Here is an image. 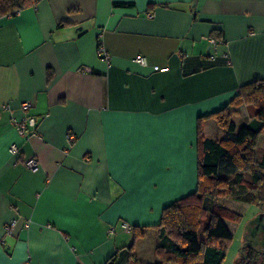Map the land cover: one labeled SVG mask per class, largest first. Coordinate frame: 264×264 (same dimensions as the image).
<instances>
[{
  "label": "crops",
  "instance_id": "0c3cea01",
  "mask_svg": "<svg viewBox=\"0 0 264 264\" xmlns=\"http://www.w3.org/2000/svg\"><path fill=\"white\" fill-rule=\"evenodd\" d=\"M256 79L264 0H38L1 16L0 264H128L122 222L144 225L150 207L197 186L199 117ZM27 114L36 126L23 136L12 118ZM202 125L221 135L215 118ZM32 155L37 171L24 163ZM158 246L148 229L136 252L155 264Z\"/></svg>",
  "mask_w": 264,
  "mask_h": 264
},
{
  "label": "trees",
  "instance_id": "16d2710c",
  "mask_svg": "<svg viewBox=\"0 0 264 264\" xmlns=\"http://www.w3.org/2000/svg\"><path fill=\"white\" fill-rule=\"evenodd\" d=\"M38 0H0V17L14 15ZM247 105L261 122L254 128L243 122L240 106ZM236 108V109H234ZM213 117L221 130L218 138L203 133V120ZM264 79L241 87L231 102L197 124L198 182L194 192L164 207L158 229L160 261L155 264H223L234 238L226 220L241 222L244 215L214 200L237 198L264 210ZM250 173L251 179L246 177ZM148 226L133 225V241L128 246V264H148L136 252V242L146 236ZM261 252L251 248L247 259L237 264H259ZM113 255L105 264H113ZM249 259V262H247Z\"/></svg>",
  "mask_w": 264,
  "mask_h": 264
},
{
  "label": "rangeland",
  "instance_id": "374dc122",
  "mask_svg": "<svg viewBox=\"0 0 264 264\" xmlns=\"http://www.w3.org/2000/svg\"><path fill=\"white\" fill-rule=\"evenodd\" d=\"M257 123H261V122L257 120ZM252 126L254 128H258L256 127V124H253ZM260 144L261 145L264 144V134H262L260 137ZM195 146L197 149V143H195ZM246 177L248 179H251L250 173H246ZM197 178H198V162H197ZM196 188L197 186L193 190L189 191L186 195L194 192ZM214 202L217 205H223L231 210L237 211L244 215L243 219L239 223L225 219L227 221L226 223L229 226V229H231V232L234 233V238L230 244L227 257L223 264H237V261L242 257L246 248L250 249L249 246L250 244L254 245L264 257V210H260L259 208L251 204L240 201L237 198L228 197V196L218 197L214 200ZM155 206L156 205H153L148 209V213L145 218V220H147V223L144 224L148 226V229H151L153 231L155 230L154 225H156L160 221L162 216V211L164 209L163 208L160 213H157V211L155 212L154 209L157 206L156 207ZM259 264H264V262H260Z\"/></svg>",
  "mask_w": 264,
  "mask_h": 264
},
{
  "label": "built area",
  "instance_id": "2783aa9c",
  "mask_svg": "<svg viewBox=\"0 0 264 264\" xmlns=\"http://www.w3.org/2000/svg\"><path fill=\"white\" fill-rule=\"evenodd\" d=\"M149 17H154L155 13L153 11L148 13ZM209 42L212 44H216L218 42L217 38L214 37H209ZM98 52L105 57V59L110 63L111 62V55L109 54V52L107 51V49L105 48L103 43H100L98 46ZM135 61H137L138 63H142L144 65L148 64V60L144 55H138L135 58ZM154 69H159V66L156 65L154 66ZM32 106V101H25L23 102V109L24 110H28L30 109ZM4 108H9V105H4ZM12 123L16 126L19 134L23 135V136H27L29 134L30 129H35L36 126V118L32 115H24L23 117H13L12 118ZM74 137H71V139ZM10 150L12 153L17 154L20 151V147L17 143H13L10 146ZM25 165L31 169L32 171H37L40 166H41V162L39 160V158L37 156H29L25 159L24 161ZM19 223V219H12L7 227H6V233L7 234H12L15 230V228L18 226ZM27 225H29L28 221H27ZM122 229L128 231V232H132L133 230V225L130 224L127 221H123L122 224ZM112 231L115 230V227L111 228Z\"/></svg>",
  "mask_w": 264,
  "mask_h": 264
},
{
  "label": "flooded vegetation",
  "instance_id": "af4514ba",
  "mask_svg": "<svg viewBox=\"0 0 264 264\" xmlns=\"http://www.w3.org/2000/svg\"><path fill=\"white\" fill-rule=\"evenodd\" d=\"M250 253H251V248L250 249L249 248H246L245 252L243 253V255H242V257L240 259H247L249 257V255H250ZM247 262H249V259H248ZM258 262L259 263L260 262H264V257L263 256H260V259H259Z\"/></svg>",
  "mask_w": 264,
  "mask_h": 264
},
{
  "label": "water",
  "instance_id": "95a60500",
  "mask_svg": "<svg viewBox=\"0 0 264 264\" xmlns=\"http://www.w3.org/2000/svg\"><path fill=\"white\" fill-rule=\"evenodd\" d=\"M249 246H250V248H255V249H257L254 245H251V244H250Z\"/></svg>",
  "mask_w": 264,
  "mask_h": 264
}]
</instances>
